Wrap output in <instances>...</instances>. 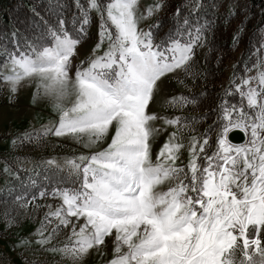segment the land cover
<instances>
[{"label":"rangeland","instance_id":"rangeland-1","mask_svg":"<svg viewBox=\"0 0 264 264\" xmlns=\"http://www.w3.org/2000/svg\"><path fill=\"white\" fill-rule=\"evenodd\" d=\"M159 3L113 0L106 8L113 32L98 27L78 44L56 36L40 53L1 65L0 134H46L69 152L39 160L80 176L77 188L47 199L61 226L54 233L0 219V252L12 264H227L233 246L258 241L245 235L246 225L264 224V187L248 176L261 161L253 150L222 138L227 164L207 169L198 200L174 180L183 165L195 169L199 150L194 136L180 139L173 108L196 40L153 48L148 24ZM89 5L99 12L95 0ZM256 70L263 73L264 62ZM253 122L245 137L256 134ZM13 142L1 140L0 151ZM8 172L0 158V176ZM227 186L234 199L221 192Z\"/></svg>","mask_w":264,"mask_h":264},{"label":"trees","instance_id":"trees-1","mask_svg":"<svg viewBox=\"0 0 264 264\" xmlns=\"http://www.w3.org/2000/svg\"><path fill=\"white\" fill-rule=\"evenodd\" d=\"M90 1L0 0V67L12 56L40 53L56 36L78 44L92 38L98 27L113 32L106 17L107 5L113 0H95L96 14ZM148 40L158 51L173 40H196L182 68L181 99L173 108L178 112L180 139L185 142L194 136L199 145L195 169L189 171L183 165L174 180L185 195L198 200L203 197L207 169L220 171L227 164L221 143L227 128L248 126L256 118V108L246 103L243 89L249 73L264 62V0H160L148 24ZM259 121L264 132V95ZM10 136H14L12 148L0 151L9 171L4 178L0 176V219L14 225L28 220L54 233L61 226L54 223L47 199L58 191L77 188L80 176L39 158L68 153V147L37 131L1 133L0 141ZM259 152L264 154V134ZM245 235L249 240L257 235L258 241L246 250L241 243L233 246L226 263L264 264V224L246 225ZM24 261L55 264L48 258ZM0 264H12V260L0 252Z\"/></svg>","mask_w":264,"mask_h":264},{"label":"crops","instance_id":"crops-1","mask_svg":"<svg viewBox=\"0 0 264 264\" xmlns=\"http://www.w3.org/2000/svg\"><path fill=\"white\" fill-rule=\"evenodd\" d=\"M259 75H262L261 71H252L251 73H249L248 75V80H247V84L243 89V96L246 100V103L254 106L256 108V115L258 114V118L256 120L255 118V122H253L252 126L256 127V134L260 133V137L259 134L256 136L255 135H248L247 139L244 141V143L240 146L237 147H241V150H245V149H251L253 150L255 153H257L259 156V158L261 159V161L258 163V167L255 168V170L253 172L249 173V177L252 181H254L255 186L257 187L258 191L264 187V154H260L259 152V145L263 139V128L260 124L259 121V113L257 112L258 110H260V106H261V101H262V95H264V85L260 84V78ZM258 101L259 105L256 104ZM251 127V126H250ZM259 137V138H258ZM230 146V145H229ZM233 146V145H231ZM246 147V148H244ZM263 167V170H262ZM261 168L260 171H258L257 169ZM259 177L262 178L263 180L260 182L259 184ZM260 192V191H259ZM262 195V196H261ZM264 192L261 191L260 192V196L261 198L263 197ZM258 201L253 205V208H255L257 210V217H258V205H259V197L257 198ZM244 200V199H241Z\"/></svg>","mask_w":264,"mask_h":264},{"label":"built area","instance_id":"built-area-1","mask_svg":"<svg viewBox=\"0 0 264 264\" xmlns=\"http://www.w3.org/2000/svg\"><path fill=\"white\" fill-rule=\"evenodd\" d=\"M235 128L241 130L242 132H243V130L248 129L247 127H243V126H239V125H232V126H230V127L227 128V130L225 131V133H224V135L222 136V138L227 142V144H229V145H233V146H235V144H233L231 141H229V140L227 139L226 135H227V133H228L229 130H231V129H235ZM248 135H249V134H247V136H248ZM246 139H247V137H245L244 141H245ZM244 141H243V143H244ZM243 143H240V144H238V145H242ZM221 192L223 193L224 196H227L229 199H234V196H233V195H234V190H233L230 186H227L225 189H222ZM256 239H258V238L256 237Z\"/></svg>","mask_w":264,"mask_h":264},{"label":"water","instance_id":"water-1","mask_svg":"<svg viewBox=\"0 0 264 264\" xmlns=\"http://www.w3.org/2000/svg\"><path fill=\"white\" fill-rule=\"evenodd\" d=\"M257 112L259 113V110ZM257 115H256V119H257ZM226 137L229 141L235 144V146H238V144L243 143L245 139L244 133L237 128L229 130Z\"/></svg>","mask_w":264,"mask_h":264},{"label":"bare ground","instance_id":"bare-ground-1","mask_svg":"<svg viewBox=\"0 0 264 264\" xmlns=\"http://www.w3.org/2000/svg\"><path fill=\"white\" fill-rule=\"evenodd\" d=\"M253 135V134H252Z\"/></svg>","mask_w":264,"mask_h":264}]
</instances>
